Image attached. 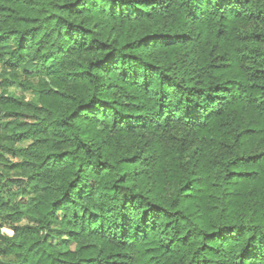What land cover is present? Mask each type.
I'll return each mask as SVG.
<instances>
[{
	"label": "trees",
	"instance_id": "obj_1",
	"mask_svg": "<svg viewBox=\"0 0 264 264\" xmlns=\"http://www.w3.org/2000/svg\"><path fill=\"white\" fill-rule=\"evenodd\" d=\"M0 264H264V0H0Z\"/></svg>",
	"mask_w": 264,
	"mask_h": 264
},
{
	"label": "rangeland",
	"instance_id": "obj_2",
	"mask_svg": "<svg viewBox=\"0 0 264 264\" xmlns=\"http://www.w3.org/2000/svg\"><path fill=\"white\" fill-rule=\"evenodd\" d=\"M24 145L26 146V145H28V143H26V144H24ZM24 223H26V222H24Z\"/></svg>",
	"mask_w": 264,
	"mask_h": 264
}]
</instances>
